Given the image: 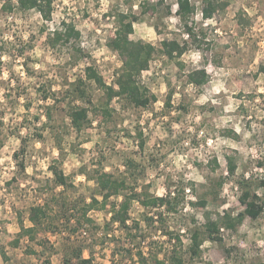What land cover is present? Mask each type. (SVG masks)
<instances>
[{
	"label": "rangeland",
	"instance_id": "obj_1",
	"mask_svg": "<svg viewBox=\"0 0 264 264\" xmlns=\"http://www.w3.org/2000/svg\"><path fill=\"white\" fill-rule=\"evenodd\" d=\"M143 1L159 2L157 12L141 14ZM190 1L191 35L173 11L175 0H52L47 21L34 9H0V264H78L77 251L91 264H144L141 251L147 264H155L154 256L168 258L175 246L167 232L179 235L183 264H264V210L256 219L244 217L236 230L221 228V241L204 239L198 256L188 251L192 229H202L223 211L244 208L239 179L249 178L250 190L264 199L258 185L264 168L257 165L264 156V0H211L216 8L207 18L201 13L207 0ZM117 11L138 16L133 40L159 46L164 38L176 39L187 49L174 59L155 54L141 72L154 102L140 108L114 97L104 117L75 100L69 88L89 64L113 85L121 61L107 41ZM62 20L79 30V39L51 47L47 34ZM196 68L208 74L204 85L188 82ZM87 90L95 105L102 104L101 89L89 83ZM74 104L91 108L90 123L79 131L67 116ZM226 156L236 162L233 176ZM53 162L72 185L55 183ZM102 170L141 195L183 189L184 202L168 212L133 199L128 227H119L107 223L110 203L121 201L118 195L89 209L86 221L84 203L91 196L101 199L95 176ZM221 177L225 181L214 195ZM199 196L206 197L203 207L192 203ZM33 206H46V217L32 235L19 236L20 219L24 226L33 224L28 217Z\"/></svg>",
	"mask_w": 264,
	"mask_h": 264
},
{
	"label": "trees",
	"instance_id": "obj_2",
	"mask_svg": "<svg viewBox=\"0 0 264 264\" xmlns=\"http://www.w3.org/2000/svg\"><path fill=\"white\" fill-rule=\"evenodd\" d=\"M177 4L176 13L179 19L184 23L185 31L188 35L192 34V29L187 25V19L194 13L195 6L190 0H175ZM159 2L149 3L140 2V13L141 14H155L157 12ZM14 8L19 10H37L43 20H50L53 10L52 0H2L0 9L4 12H11ZM216 6L211 0H207V4L202 8L203 17H211ZM170 6H167V13H170ZM114 19V30L109 36L107 45L113 51H115L120 58V66L114 71L113 85L107 84L103 76L95 68V66L89 64L84 67L83 75H79L70 83L69 91L71 92L73 98L80 99L84 104L93 106L94 111L100 110L102 116L109 117L111 108H109V103L114 97H119L127 101L129 104L135 107L146 108L152 102L156 100V96L149 91V89L142 83L140 79V74L143 70L149 68L150 61L153 59L155 54H160L168 59H174L180 57L187 49L186 42H180L176 39L164 38L160 40L159 46H155L151 42H144L140 39L133 40L130 38V34L133 33V24L139 21L138 16L133 12H123L117 11L111 14ZM79 30L75 29L74 25L69 22L61 21L52 31L47 34L46 41L51 47H56L57 45H65L72 41H77L79 39ZM78 51L80 48L75 47ZM264 71V67L261 68ZM188 82L194 83L198 86L204 85L208 81V74L204 68H196L188 72L187 74ZM89 83L95 84V86L101 89L104 93V101L102 104L95 105L92 102V97L89 94L87 87ZM48 96H44L46 99ZM171 92H168L166 96V104L170 105ZM85 105H73L67 111V116L72 128L76 131L84 128L86 124L90 123L89 120V106ZM51 106L46 108L45 114L48 120L51 119V112L49 111ZM141 137V133H138ZM140 145H143V139L140 138ZM20 150L14 153L15 158L18 157ZM217 165L216 159H214ZM227 171L229 176L235 174L236 162L232 156H226ZM133 161H129L127 166H131ZM259 167L264 168V156L262 159L257 161ZM19 166L22 170L25 168L22 161H19ZM50 169L53 172L54 181L58 185L69 186L67 182V177L63 172L57 167L55 162L50 164ZM228 176V177H229ZM96 186L98 194H100L101 199L98 200L96 196H91L90 202L84 203L83 206V217L86 221V212L94 207H98L99 204L104 206L109 202V199L113 196L120 195L121 201L110 203V220L108 224L117 223L119 227H128L127 220L129 219L128 209L130 202L133 199L139 200L144 207H155L156 209L164 208L165 211L175 212L178 210V205L184 202V195L182 191L178 189L167 188V192L163 196H154L148 193L141 195L134 190L133 186H128L123 178H116L110 172L105 170L98 171L95 176ZM225 178H219L217 185L214 188V195L217 194V189L222 187ZM258 185L264 189V174L258 180ZM249 178H242L238 180V184L241 187L240 195L238 196L239 202L244 206V208L236 214H232L229 211H223L219 214L217 219H207L203 228H194L190 234V244L188 246V251L191 256H198L200 253V245L204 239H209L211 241H221L222 238L219 235L220 229L225 228L227 230H236L237 227L243 221V218L248 216L251 219H256L261 212L264 210V199L261 196L250 190ZM131 191H130V189ZM181 189V188H179ZM129 190L128 192H125ZM206 197L199 196L196 202H192L193 205H198L203 207L206 205ZM47 207L43 206H33L29 210V220L33 223L32 226H24L22 220L20 219V233L19 236L24 234L32 235L35 225L40 224L43 218L46 217ZM161 215V212H158ZM147 219H151L148 217ZM168 240L174 239L175 246L169 252L168 258L158 259L154 256L152 259L155 264H167L166 262H171L172 264H183L184 259L179 254V249L181 239L179 235H175L172 232H167ZM136 236H133V239ZM18 240L16 239V242ZM129 251V250H127ZM81 252L77 251L76 255L78 258V264H91L90 258H82ZM138 258L142 263L147 264V259L141 254V251L137 252ZM168 259V260H167ZM48 263V262H47Z\"/></svg>",
	"mask_w": 264,
	"mask_h": 264
},
{
	"label": "clouds",
	"instance_id": "obj_3",
	"mask_svg": "<svg viewBox=\"0 0 264 264\" xmlns=\"http://www.w3.org/2000/svg\"><path fill=\"white\" fill-rule=\"evenodd\" d=\"M173 11H176V8H175V7L173 8ZM196 19L199 20V19H200V16L198 15V16L196 17Z\"/></svg>",
	"mask_w": 264,
	"mask_h": 264
}]
</instances>
